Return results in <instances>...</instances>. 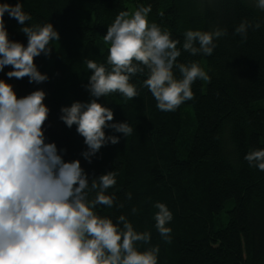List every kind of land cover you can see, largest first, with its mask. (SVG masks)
I'll use <instances>...</instances> for the list:
<instances>
[{
	"label": "trees",
	"instance_id": "trees-1",
	"mask_svg": "<svg viewBox=\"0 0 264 264\" xmlns=\"http://www.w3.org/2000/svg\"><path fill=\"white\" fill-rule=\"evenodd\" d=\"M18 0H0L15 5ZM31 16L24 26L51 23L59 41L52 52L34 59L37 70L48 80L29 83L28 77L9 79L12 68L0 72L28 95L42 90L49 109L43 131L45 143H55L65 162L79 160L89 180L115 171L112 208L97 206L102 217L124 215L137 232H150V245L139 243L140 251L159 246L158 264H264V172L250 167L244 156L264 149V11L256 0H19ZM151 5L149 23L179 40L181 48L188 30L226 31L214 39L211 56L181 52L178 62L198 65L210 82L197 79L191 86L194 98L175 111L162 112L143 81L145 73L132 76L139 95L127 100L115 93L97 102L112 109V123L127 122L133 129L116 136L119 143L101 147L88 163L83 138L60 120V109L72 102H88L89 70L86 61L106 63L108 45L103 41L107 27L119 11H134ZM163 13L161 16L160 13ZM10 41L27 45L22 27L4 14ZM243 21L250 27L247 38L234 35ZM198 47V45H196ZM174 76L180 73L173 69ZM60 150H64L60 152ZM131 193V200L127 194ZM95 196L89 192L88 199ZM165 204L173 219L171 242L154 227L156 203ZM123 204L117 209L116 204ZM227 207V209H226ZM137 211L133 213L131 210ZM225 210V212H223Z\"/></svg>",
	"mask_w": 264,
	"mask_h": 264
},
{
	"label": "clouds",
	"instance_id": "clouds-1",
	"mask_svg": "<svg viewBox=\"0 0 264 264\" xmlns=\"http://www.w3.org/2000/svg\"><path fill=\"white\" fill-rule=\"evenodd\" d=\"M255 7L264 11V0H256ZM151 11V5L119 11L103 36L109 46L108 67L86 61L90 75L85 87L91 99L60 109L59 120L68 129L75 125L83 138L87 151L81 155L88 163L101 147L119 143L118 137L106 136L105 129L125 137L132 133L127 122L112 123V109L97 102L115 93L127 100L136 98L137 88L129 82L132 76L147 70L143 86L162 112L175 111L192 100L191 86L197 79L210 82L198 63H179L178 57L182 51L211 56L214 39L226 31L188 30L178 48L179 40L149 23ZM5 13L22 26L19 31L27 38L26 46L8 39ZM30 20L19 0L14 6L0 4V72L10 66L9 79L28 77L29 83L40 84L48 76L37 70L34 59L49 56L50 43L60 37L51 23L24 26ZM250 27L258 29L259 24L243 21L233 34L246 39ZM174 68L180 79L174 76ZM45 97L44 91L36 90L17 98L12 85L0 80V264H158L159 246L144 251L137 247L139 243L150 245V232H137L124 215L113 222L95 211L97 206H114L115 194L106 193L116 185L117 173L111 171L90 181L79 160L65 162L55 143H45L43 128L49 116ZM244 159L264 172V149L252 150ZM89 192L95 193L91 200ZM127 199L131 200V193ZM115 206L119 209L123 204ZM154 207L158 209L154 227L164 241L171 242L172 230L166 225L172 213L163 203Z\"/></svg>",
	"mask_w": 264,
	"mask_h": 264
},
{
	"label": "rangeland",
	"instance_id": "rangeland-1",
	"mask_svg": "<svg viewBox=\"0 0 264 264\" xmlns=\"http://www.w3.org/2000/svg\"><path fill=\"white\" fill-rule=\"evenodd\" d=\"M4 82H5V83H8V84H10V85H12V88H13V90H14V92H15L17 98H22V97L26 96L24 90L20 89L19 87H17L16 85L12 84L11 82H9V81H7V80H4ZM226 209H227V207H226ZM226 209H224L223 212H225Z\"/></svg>",
	"mask_w": 264,
	"mask_h": 264
}]
</instances>
